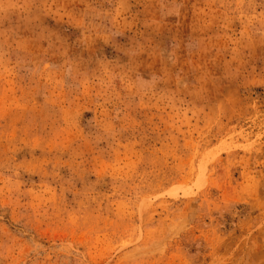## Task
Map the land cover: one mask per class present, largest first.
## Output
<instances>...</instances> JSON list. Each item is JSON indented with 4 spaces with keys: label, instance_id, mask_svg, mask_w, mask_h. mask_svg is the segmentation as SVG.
Wrapping results in <instances>:
<instances>
[{
    "label": "rangeland",
    "instance_id": "1",
    "mask_svg": "<svg viewBox=\"0 0 264 264\" xmlns=\"http://www.w3.org/2000/svg\"><path fill=\"white\" fill-rule=\"evenodd\" d=\"M0 264H264V0H0Z\"/></svg>",
    "mask_w": 264,
    "mask_h": 264
}]
</instances>
